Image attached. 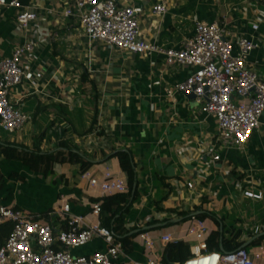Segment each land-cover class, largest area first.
Instances as JSON below:
<instances>
[{
  "label": "crops",
  "instance_id": "0c3cea01",
  "mask_svg": "<svg viewBox=\"0 0 264 264\" xmlns=\"http://www.w3.org/2000/svg\"><path fill=\"white\" fill-rule=\"evenodd\" d=\"M72 2L22 0L21 11L38 16L26 30L16 20L20 10L0 7V58L32 44L34 50L23 63L43 76L11 93L31 123L19 134L7 135L0 128V207L34 217L55 213L53 225L59 232L66 229L59 217L61 208L69 203L70 215L95 225L100 219L93 215V205L108 195L90 188L89 180L102 181L109 174L127 183L118 159L107 158L116 151H130L139 192L127 227L147 232L133 240L131 253L120 264L163 261L166 236L172 243L188 244L193 255L197 242L188 231L201 220L152 229L164 224L167 209L209 211L223 221L227 239L240 233L238 242H251L250 230L264 220V115L245 149H222L217 121L203 113L195 98L176 91L194 69L168 66L157 56L133 55L91 41L75 17L64 16ZM159 3L168 7V13L154 17L152 11ZM137 8L140 38L166 49L182 48L193 37L197 21L219 22L237 37H253L256 48L247 64L264 82V0H138ZM95 112L97 123L92 128ZM100 132L105 134L99 136ZM36 141L43 152H54L67 142L93 166L82 174L80 165L56 163L53 173H35L20 161L7 160L2 151L6 143L32 149ZM214 154L221 156L220 161L213 162ZM189 182L194 183L193 190L187 187ZM201 222L209 237L219 231L214 221ZM108 248L104 239L96 238L72 253L90 257ZM248 250L258 257L255 264H264V241Z\"/></svg>",
  "mask_w": 264,
  "mask_h": 264
},
{
  "label": "built area",
  "instance_id": "2783aa9c",
  "mask_svg": "<svg viewBox=\"0 0 264 264\" xmlns=\"http://www.w3.org/2000/svg\"><path fill=\"white\" fill-rule=\"evenodd\" d=\"M138 0H73L66 9V18L75 17L86 36L102 43L108 49L133 55L157 56L168 66L180 65L194 69L186 81L176 87L184 95H194L203 113L213 117L219 127L218 143L222 149L243 150L252 135L260 129L264 115V82L250 69L247 60L255 50L253 37H237L226 25L219 22H196L194 35L180 49H166L149 44L140 38V10ZM0 7L20 10L19 27L26 30L38 19L36 13L22 9V0H0ZM168 13L165 4H157L154 17ZM259 30V23L252 25ZM34 46L27 44L16 48L9 58H0V128L9 134L23 132L31 123V117L11 99V93L19 86L42 79L25 67L23 59L32 53ZM221 156H213V162ZM90 188L100 189L108 196L128 193L127 183L109 174L102 181L89 180ZM187 187L194 189V183ZM248 197L261 198L248 193ZM101 203L93 205V215L100 219ZM56 214L34 217L10 207H0V223H12L13 230L5 245L0 248V264H120L126 255L123 245L100 220L88 224L85 218L70 215V205L62 206L59 217L66 229L56 231L53 220ZM264 233V220L250 230L248 239ZM196 239L192 257L184 264H255L248 249L239 248L230 253H210L209 233L204 223L195 222L188 231ZM96 238L106 241L109 248L90 257L75 256L72 251L88 245ZM165 244L172 243L169 236ZM146 246L152 243L146 240ZM140 264V263H131ZM146 264H165L162 260L149 259Z\"/></svg>",
  "mask_w": 264,
  "mask_h": 264
},
{
  "label": "trees",
  "instance_id": "16d2710c",
  "mask_svg": "<svg viewBox=\"0 0 264 264\" xmlns=\"http://www.w3.org/2000/svg\"><path fill=\"white\" fill-rule=\"evenodd\" d=\"M84 78L83 81L87 79V76H84ZM96 116L97 114L95 112L91 121L92 128H94L97 123ZM69 123L71 125L74 124L71 120ZM92 130L93 129L87 131L86 135L91 133ZM104 134L103 132L98 133L99 136H103ZM2 151L7 160L20 161L35 173H53L56 163L80 165L82 174L86 173L93 166V163L88 161L87 157L81 153L79 149L70 147L67 142H63L54 152H43L40 141H36L32 149L22 145L6 143L2 146ZM113 158L118 159L121 170L127 175L128 193L106 196L95 202L101 203V224L113 233L118 243L123 245L125 253L130 254L133 240L147 232V230L144 229H128L127 227L128 214L132 210L139 192L137 166L134 161V156L130 151H116L113 155L108 157L107 160ZM167 197L164 199L166 200ZM160 212H162L161 209ZM163 213L168 216L162 221L168 225L167 227L175 225L176 219H182V224L192 219H199L201 221L209 219L214 221L219 227V231L212 233L208 239V251L210 253H230L245 245L244 242L240 243L237 241L241 236L240 233L233 234L231 239H227L224 233L220 232L221 227L225 231L223 221L217 219L216 216L209 211H204L200 208H196L191 212H177L173 209H167L163 211ZM159 222L160 221H156L155 223L157 224ZM12 230V223H4L0 226V248L5 245ZM136 231H139V233L135 234ZM263 241L264 237L257 240L252 239L251 247L260 246ZM221 242L223 250L220 247ZM191 257L190 246L188 244L184 242L170 243L166 247L163 262L165 264H184Z\"/></svg>",
  "mask_w": 264,
  "mask_h": 264
},
{
  "label": "water",
  "instance_id": "95a60500",
  "mask_svg": "<svg viewBox=\"0 0 264 264\" xmlns=\"http://www.w3.org/2000/svg\"><path fill=\"white\" fill-rule=\"evenodd\" d=\"M190 96L193 97V98H195L194 95H190ZM175 222H176V223H181V222H182V219H177V220H175ZM166 225H167L166 223H164V224H158V225H155L154 227H151V228H152V229H157V228L165 227ZM144 230H146V229H144ZM220 232L223 233V228H222V227H221V229H220ZM137 233H139V231H136V232H135V234H137ZM262 237H264V233H261V234L255 236V237L253 238V240H257V239H260V238H262ZM250 246H251V242H248V243H246V244L243 246V248L248 249ZM220 247H221V249L223 250L222 242L220 243Z\"/></svg>",
  "mask_w": 264,
  "mask_h": 264
},
{
  "label": "rangeland",
  "instance_id": "374dc122",
  "mask_svg": "<svg viewBox=\"0 0 264 264\" xmlns=\"http://www.w3.org/2000/svg\"><path fill=\"white\" fill-rule=\"evenodd\" d=\"M4 133H6L7 135H11V134H9V133H7V132H5V131H4Z\"/></svg>",
  "mask_w": 264,
  "mask_h": 264
}]
</instances>
